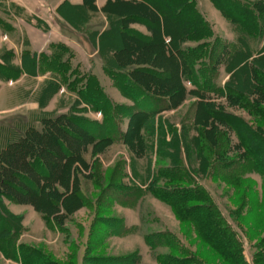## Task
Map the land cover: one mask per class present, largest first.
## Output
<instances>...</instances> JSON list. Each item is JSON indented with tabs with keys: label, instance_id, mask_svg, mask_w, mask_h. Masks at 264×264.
<instances>
[{
	"label": "rangeland",
	"instance_id": "1",
	"mask_svg": "<svg viewBox=\"0 0 264 264\" xmlns=\"http://www.w3.org/2000/svg\"><path fill=\"white\" fill-rule=\"evenodd\" d=\"M27 1L34 10L39 9V0ZM41 1L45 5L56 3L55 0ZM9 8L12 12H18L12 6ZM48 9L51 14L48 21L38 18L36 19L38 27L32 26L28 21L26 25L42 30L44 33L53 28L63 30L72 40H77L86 52L92 54L95 51L93 37L96 24L102 28L106 22L104 18L110 19L108 13L103 11L106 17L96 14V6L93 9L87 7L80 11L74 9L67 10L65 13L59 12L62 15L59 13L57 15L54 8L48 7ZM119 10L126 11L128 14H133L135 11L132 12V9H126L123 6ZM138 15L142 13L139 11ZM64 16L69 19V22ZM20 18L24 21L31 19ZM5 19L9 18L6 16ZM82 19H86V24L81 21ZM74 26L79 29L83 27V30H80L83 34L80 35ZM212 30L216 38L227 41L229 44L236 43L220 37L213 27ZM150 33L153 37L154 31ZM20 34L21 42L17 52L7 47L0 51V88L2 85L9 87L13 83L16 87L13 97L14 106L0 116V152L10 142L24 136L31 127L42 131L44 118L77 114L97 122L98 129L94 133L99 135L103 132L105 136L106 130H110L106 129L109 127L105 124L110 116L114 115V123L117 127L120 126L123 132L131 131L136 123V126L138 125L139 118L134 120L133 124L131 117L121 115L125 111L123 108L133 113L143 108L151 111L154 107H158L145 105L141 109L138 104L128 98L125 93L127 90H119V86L104 69V74L108 78L105 79L104 74H101L105 84L109 85L111 90L119 91H115L118 101L107 96L120 108L117 110L118 113L111 112L108 115L95 111L92 106L85 103L78 91L85 87L89 76L97 77L94 71H100L98 66L94 63L90 69L82 66V62L77 59L78 55L70 45L64 42L52 44L48 51L40 55L36 53L33 59L35 65H33L27 59V56H32V52L29 50L27 41L23 42L25 39L22 41V33ZM117 34L115 38L109 37L108 43L113 48L122 49L121 41H123L129 51L132 54L134 52L132 56L141 54L146 57L148 51L152 52L147 49L146 43L139 42L137 46L135 42H129L123 33L118 31ZM10 35H13L12 32ZM249 43L251 46H257L251 39ZM219 55H215L217 76H214L213 81L216 87H223L231 80L232 74L227 70V55ZM24 56L26 57L24 64L17 65L15 61L17 57ZM112 56H115L114 52ZM54 60V66H51V61ZM158 64L160 68L167 70L168 75L174 73L173 63L165 61ZM137 66L139 65L135 64L134 68ZM140 66L146 67V65ZM24 73L29 74L30 78L20 80ZM139 79V82L149 84L151 91L161 96L164 103L159 109L164 110L153 115L151 119H143L146 121V127L142 130L140 127L137 137L135 131H131L130 137L127 136V143H122L118 139V133L112 129L110 133L114 135L112 136L115 138L114 143L105 148L99 147L101 151L97 152L95 158H92L90 152L87 154L88 165L79 166L77 174L88 205L68 216L62 223L63 227H58L54 221H46L43 215L30 204H18L5 197L0 198V211L2 212V206L5 211L20 217L23 228L14 235L12 247L7 243L4 245V241L0 240V244L6 247L7 252L0 247V264H45L38 256H34L33 259L30 256H24L26 249L29 248L48 257L56 264H161L160 259L173 254L177 257L187 254L190 258L198 255L208 259L212 264H224L214 249L201 240L193 222L189 225L183 224L177 218L172 206L155 197L150 191L152 187L171 190L174 185L183 186L179 182L173 183L175 179H178L180 170L185 172L183 177L187 179L189 186L203 188L209 194L213 202L211 205L217 208L222 220L231 227L240 241L245 264H264L255 256L258 252L264 251V230L259 229L257 235H253L257 237L254 240H250L248 235L249 227L253 228L254 222L258 219L253 217L259 214V210L247 213L249 211L247 206L253 202L252 199L257 194L260 196L262 194L264 175L251 163H245L243 155L245 147L241 146L239 136L229 129L224 117L226 113L233 114L255 127V116H250L248 111L238 105L231 106L230 100L218 93L199 91L202 88L193 85L190 81H184L185 90L181 91L177 88L178 85L180 87V83L175 77H172V82L166 86L163 83L154 86L150 84L151 79L145 77ZM100 85L102 86L101 82ZM208 110L211 111L210 114L214 111L223 113L220 114L222 119L207 117L205 113ZM258 119L260 120V116ZM149 120L153 121L151 126ZM197 122H200L201 126L197 127L195 125ZM205 122H209L208 125H204ZM8 126L14 128L17 133L12 135L1 130ZM211 127L218 129L217 146L206 138H200V132L204 129L211 130ZM212 134L211 138H214ZM83 137L87 138L86 135ZM195 139L200 141L198 148ZM252 142L260 145L259 140H252ZM260 150L257 155L258 160L264 156L262 146ZM216 152L223 154L217 156ZM206 156L211 160L210 165L204 160ZM229 160H234V163L231 167L225 168L223 162ZM204 167L208 169L204 171ZM54 170L48 169L51 174L56 175ZM172 170L176 171L172 172ZM171 175L174 178H170ZM239 177L249 181L250 195H252L251 200L244 199L246 205L242 208L235 204L238 202V197L232 185ZM247 214H252L253 217L244 221ZM191 215H189L192 217L191 221L195 223L202 216L197 212ZM237 219L246 226L240 225ZM0 228H2L1 225ZM148 237L150 240H147ZM150 242L153 245H149ZM26 246L29 248L22 249ZM170 246L177 249L171 250Z\"/></svg>",
	"mask_w": 264,
	"mask_h": 264
},
{
	"label": "trees",
	"instance_id": "2",
	"mask_svg": "<svg viewBox=\"0 0 264 264\" xmlns=\"http://www.w3.org/2000/svg\"><path fill=\"white\" fill-rule=\"evenodd\" d=\"M212 1L225 17L237 26L239 38L236 43L229 44L227 41L215 37L210 23L197 5V0L109 1L103 9L108 14L111 13V7L114 4L117 8L123 6L126 9H132V12L135 10L133 14H128L126 11V13H122L124 19L121 26L118 27L119 33L126 35L127 40L135 42L137 46L139 42L146 43L147 49L152 52L148 51V54L145 55L147 58L151 56L148 59L141 54H136V57L132 56L134 52L132 54L125 42L121 41L122 49L113 50L115 56L111 59L105 57L104 69L121 90H127L125 93L128 98L138 104L141 109L145 105L158 106L151 111L143 108L133 113H129V109L123 108L125 111L121 115L131 117L133 124L134 120L140 119L138 125L134 124L131 130L135 131L136 137L140 127L141 130L146 127V121L143 119H151L153 115L164 110L159 109L164 103L161 96L151 91L149 84L139 82L140 77L151 79L150 84L154 86L158 83H163L166 86L172 82L171 78L175 77L176 81L180 83V87L177 84V88H180L181 91L185 90L184 81H190L193 85L202 88V90L198 89L199 91L218 93L230 100L231 106L242 107L248 111L250 116H255V127L245 119L229 113L224 115L225 121L229 129L239 136L241 146L245 147L243 154L245 163H251L264 175V156L261 160L257 159L260 147L264 148V0ZM94 2L95 0H84V4L90 9L94 8ZM58 10L61 12L62 8L60 7ZM139 11L142 15H138ZM131 23L146 24L154 31L153 37L148 38L137 31L128 29V25ZM108 34L109 31H106L102 36ZM111 34L113 38L118 35L115 36L113 31ZM165 37L169 39L168 43ZM250 39L257 42L256 47L250 45ZM137 41L138 43H136ZM190 43L196 45L190 46L188 45ZM220 53L227 55V70L232 75L231 80L223 87H216L213 81L217 64L215 55ZM57 56L59 57L58 54ZM165 61L174 64L175 70L171 75H168L167 70L159 67L158 63H165ZM54 63L55 60L51 61V66H54ZM135 64L139 66L134 68ZM140 65H146V67ZM78 94L95 111L102 112L104 115L111 112L118 113L117 110L120 106L114 105L94 75L89 76L87 84L78 91ZM210 113L211 111L208 110L205 114L212 119H222L223 113L215 111ZM113 117L110 116L106 121L105 124L109 127L106 129H115L118 139L125 144L131 131L123 132L119 128L120 126H116ZM149 121L151 126L153 121ZM208 123L205 122L204 125H208ZM42 124V131L31 127L24 136L10 142L0 152V198L5 197L18 204H30L43 215L46 221H54L61 228L68 216L88 205L86 196L81 189L80 177L77 174L79 166L88 165L86 156L89 152L92 158H95L97 152L101 151L99 147L105 148L112 145L115 138L112 137L114 135L110 133V130H106L105 136H103V132L96 135L94 132L98 129V123L77 114L44 118ZM195 125L198 127L201 126V123L197 122ZM211 128V130H202L200 138H206L210 142H214V146H217L218 129ZM211 134L214 135V138H211ZM85 135L87 138L83 137ZM252 140H259L260 145L253 144ZM194 141L197 148L200 147L198 144L200 141L198 139ZM260 152L263 153L262 150ZM215 154L222 156L223 153L217 154L216 152ZM204 160L210 165L209 157L206 156ZM223 163V166L228 168L231 167L234 160ZM206 168L204 167V171ZM48 169H55L56 175L51 174ZM175 171L172 170V172ZM184 173L180 170L178 179L173 181V183L179 182L183 186L174 185L171 190L152 187L150 191L158 199L170 204L177 218L183 224L189 225L190 222H193L201 240L214 249L224 264H245L242 245L234 231L222 220L217 208L211 205L213 202L209 194L203 188L189 186L186 182L187 179L183 177ZM169 177L174 178L172 175ZM232 185L235 187L238 197V202L235 204L242 208L246 205L244 199H252L250 198L252 196L250 195V183L239 177ZM252 200L253 202L250 201L251 203L247 206L249 207L247 213H253L258 209L259 216L254 215L253 217L252 214H247V218L244 219L245 221L252 217L258 218L254 222V227H249L250 240L257 238L253 235H257L259 229L264 230V186L261 196L257 194ZM1 209L0 240L4 241V245L7 243L12 247L14 235L23 229L20 223L21 218L5 211L2 206ZM193 212L202 215L196 223L191 221L192 217L189 216ZM237 222H239L238 219ZM242 224L246 226L245 223H240V225ZM147 240H150V237ZM149 245H153V243L150 242ZM0 247L6 252V247H3L2 244ZM170 249L176 250L177 248L170 246ZM183 255L185 256L177 257L173 254L163 257L160 259V263L212 264L208 259L198 255L191 256V258L187 254ZM24 256H30L31 259L38 256L45 264H56L31 248L26 249ZM255 256L264 263V251L258 252ZM24 263L26 262L24 261Z\"/></svg>",
	"mask_w": 264,
	"mask_h": 264
},
{
	"label": "crops",
	"instance_id": "3",
	"mask_svg": "<svg viewBox=\"0 0 264 264\" xmlns=\"http://www.w3.org/2000/svg\"><path fill=\"white\" fill-rule=\"evenodd\" d=\"M109 1H115V0H95L94 7L96 6V14H101L103 17H106L103 15V9L104 7L109 3ZM129 1V0H126ZM27 0H0V51L5 49L6 47L8 49H14L16 52L20 48V37L22 33V41H27V44L29 45V50L32 52V56H27V59L30 60L31 64H34L35 54L37 53L40 55L43 52L48 51L50 46L52 44H56L58 42H64L71 46V49L75 51V53L78 55L77 59L82 62V66H85L86 68H92L93 63L98 66L99 70L94 71V74L98 77L99 81L101 82L104 91L107 93L108 96H110L112 99L118 101L116 99V92H119L116 88V90H111L109 85L105 84V79H108L104 74V64H105V57L108 59H111L112 52L115 51V48H113L110 44L107 45V42L109 41V37L113 38V33L117 34L118 27L121 26L122 21L124 19V15L117 8L114 4L111 7V13L109 14L110 19L107 20L104 18L105 25L101 28L98 27L96 24V32L93 37V45L95 47V51L90 54L86 52L84 47L80 45V43L77 40H72L71 37L68 35V33H64L63 30H56L51 29L48 30L46 33H44L42 30H37L32 26H36V19L40 18L43 21H48V18L51 16L50 11L48 7L54 8L56 14L60 12L58 9L61 7L64 13L67 10H85L87 7L84 4V0H55V4H47L41 0H39V9L34 10V8L27 3ZM197 5L199 9L201 10L202 14L206 18V20L212 25L215 33H217L220 37L224 38L225 40H230L233 42H237L239 38V32L237 26L232 23L230 20H228L224 14L216 7L214 2L212 0H197ZM9 6H12L15 8V10H18L17 13L12 12ZM8 7V8H7ZM126 13V12H125ZM61 14V13H59ZM62 15V14H61ZM64 15V14H63ZM8 17L9 19L6 20L5 17ZM20 17H29L30 20H22ZM65 17V16H64ZM15 20L17 21L15 23ZM65 20L69 22V19L65 17ZM30 22L32 26L26 25V23ZM84 24L85 20H81ZM24 22V23H21ZM7 25L9 27H7ZM72 25V24H71ZM12 27L13 29H11ZM75 29L78 31L80 35L81 31L83 30V27L79 29V27L74 26ZM128 29L137 31L143 36L151 37V33L153 32L152 29H149L146 24L143 23H131L128 25ZM81 30V31H80ZM150 32H149V31ZM108 32L109 34L107 36H102L104 32ZM12 32L13 35H10ZM15 34V35H14ZM111 35V36H110ZM18 36V41H17ZM118 40V39H117ZM166 42H169V39L165 37ZM255 43V42H253ZM257 44V42H256ZM190 46H195V43L188 44ZM114 50V51H113ZM117 50V49H116ZM1 57V56H0ZM25 59V60H24ZM1 61V58H0ZM17 65L24 64V61H26V57L23 58L17 57L15 60ZM79 62V63H80ZM37 69V68H36ZM96 69V68H95ZM94 69V70H95ZM106 77L104 80L102 78V75ZM30 75L27 73L23 74V77L20 80L29 79ZM37 78V77H36ZM39 78V77H38ZM41 79V78H39ZM13 83L12 85H9V87L2 85L0 88V116L2 113L9 110L12 106L15 104L14 92L16 91V87ZM119 88V87H118ZM119 90H121L119 88ZM34 106V105H32ZM26 115V114H24ZM4 133L14 134L17 133L16 130L10 126L8 128L1 129ZM4 137V142H5Z\"/></svg>",
	"mask_w": 264,
	"mask_h": 264
}]
</instances>
